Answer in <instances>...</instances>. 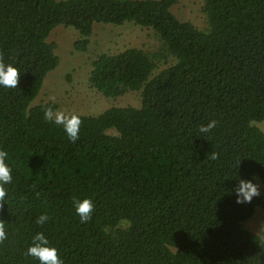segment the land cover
Segmentation results:
<instances>
[{
    "label": "trees",
    "instance_id": "1",
    "mask_svg": "<svg viewBox=\"0 0 264 264\" xmlns=\"http://www.w3.org/2000/svg\"><path fill=\"white\" fill-rule=\"evenodd\" d=\"M180 1L0 0V53L20 72L17 88L0 85V150L12 169L0 264H40L25 255L38 232L64 264H264L263 237L244 225L264 211V0H204L205 29L173 12ZM126 22L153 29L160 48L100 53L89 82L107 97L138 91L141 105L74 113L71 142L44 118L58 104L34 103L60 63L49 37L73 27L86 51L95 24ZM239 179L261 195L237 204ZM74 198L93 201L89 222Z\"/></svg>",
    "mask_w": 264,
    "mask_h": 264
},
{
    "label": "rangeland",
    "instance_id": "2",
    "mask_svg": "<svg viewBox=\"0 0 264 264\" xmlns=\"http://www.w3.org/2000/svg\"><path fill=\"white\" fill-rule=\"evenodd\" d=\"M172 10L180 19L191 21L200 29L208 27L204 0H181ZM78 38V31L73 27L59 25L52 31L49 40L57 44L56 51L60 63L47 74L42 90L34 103L55 101L58 104L57 110L66 114L93 115H98L113 106H140V92L132 90L119 97H107L90 84L89 75L92 61L100 53H114L128 47H138L148 52L157 51L161 42L154 30L133 22L121 25L97 23L86 51H78L74 48ZM172 61L173 59L162 61L159 65L160 69L168 66ZM256 124L264 131V121ZM244 225L259 233L264 239L262 209L256 208L254 215Z\"/></svg>",
    "mask_w": 264,
    "mask_h": 264
},
{
    "label": "clouds",
    "instance_id": "3",
    "mask_svg": "<svg viewBox=\"0 0 264 264\" xmlns=\"http://www.w3.org/2000/svg\"><path fill=\"white\" fill-rule=\"evenodd\" d=\"M20 79L19 69L14 67L11 63L5 64L3 54L0 53V85L6 88H17ZM44 118L47 121L54 122L61 125L71 142L79 139V131L82 120L77 114H66L64 111L54 110L52 107L44 109ZM218 124V121L211 120L206 125H201L199 131L201 133H209ZM8 152L0 150V210L4 207L7 189L5 185L12 182V169L6 164ZM208 158L212 160L218 159V153L211 152ZM240 165V162H238ZM236 194V203L244 204L251 203L254 197L261 195L260 185L254 183L252 180L239 179L237 186L234 189ZM37 197L40 193H36ZM73 205L77 215L80 217L81 223H87L92 219L94 212V204L90 198L79 200L74 198ZM49 219L47 213L40 215L37 218V224H44ZM7 239L5 229V222L0 220V243ZM25 255L32 256L40 261V264H64L60 258L58 250L54 246H50V241L45 237L43 232L36 233L32 238V244L28 247Z\"/></svg>",
    "mask_w": 264,
    "mask_h": 264
}]
</instances>
